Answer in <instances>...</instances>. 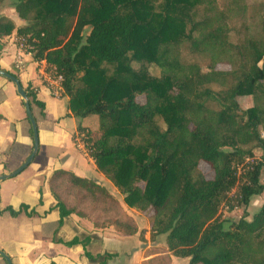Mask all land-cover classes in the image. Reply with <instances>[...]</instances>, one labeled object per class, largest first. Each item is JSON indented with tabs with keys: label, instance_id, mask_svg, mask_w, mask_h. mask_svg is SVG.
<instances>
[{
	"label": "trees",
	"instance_id": "obj_1",
	"mask_svg": "<svg viewBox=\"0 0 264 264\" xmlns=\"http://www.w3.org/2000/svg\"><path fill=\"white\" fill-rule=\"evenodd\" d=\"M10 1L27 25L0 17V55L15 31L28 38L34 58L63 77L72 114L97 119L96 130L80 127L73 140L80 138L126 205L148 215L151 241L165 237V247L153 248L156 257L143 264H171V256L190 264H264V205L228 229L221 213L248 208L264 193V18L261 32L234 42L232 18L245 15L244 0ZM220 64L231 69L217 70ZM25 91L46 118L35 92ZM245 93L255 101L248 110L238 101ZM201 163L213 170L211 180ZM50 188L59 227L91 206L100 212L95 227L138 234L135 220L96 182L56 171ZM28 211L22 205L1 214L36 215Z\"/></svg>",
	"mask_w": 264,
	"mask_h": 264
},
{
	"label": "crops",
	"instance_id": "obj_2",
	"mask_svg": "<svg viewBox=\"0 0 264 264\" xmlns=\"http://www.w3.org/2000/svg\"><path fill=\"white\" fill-rule=\"evenodd\" d=\"M0 17L9 18L18 28L27 25L19 19L10 0L5 2ZM17 37L15 31L2 40L0 67L18 76L25 90L35 92L37 100L45 105L46 118L39 107H32L39 133V153L20 175L0 184L1 211L8 207L19 211L26 205L28 212L34 211L36 215L29 217L22 212L12 217L0 213V250L12 264H143L155 258L151 250L165 247V237L151 241L148 215L129 208L120 191L97 169L80 138L76 143L73 140L78 137L80 127L96 130L97 119L75 117L70 99L65 94L53 95L37 61L17 46ZM19 60L23 63L20 68ZM0 116V176H3L20 168L34 149L33 129L24 101L16 86L3 77H0ZM56 171L73 173L106 188L135 220L138 234L123 236L114 227L97 228L94 218L86 212L73 213L59 227L60 214L50 188ZM142 230L146 231L144 241L140 239ZM75 239L81 243L67 245ZM171 259V264H190L189 259L173 256ZM0 264L7 262L0 257Z\"/></svg>",
	"mask_w": 264,
	"mask_h": 264
},
{
	"label": "rangeland",
	"instance_id": "obj_3",
	"mask_svg": "<svg viewBox=\"0 0 264 264\" xmlns=\"http://www.w3.org/2000/svg\"><path fill=\"white\" fill-rule=\"evenodd\" d=\"M243 7L246 8V13L244 16L239 15L232 18V40L234 42L244 41L248 37L252 36V34H256L261 32V21L264 18V0H244ZM183 58H187L186 49H182ZM185 58V59H186ZM134 68L138 70L141 65L134 63ZM150 75L152 77H159L160 76V69L157 68L155 65L148 66ZM231 68L228 65H218L217 70L220 71H229ZM139 103L144 104L145 98L141 97L138 99ZM240 108L242 110H248L255 105V101L253 96L245 93L238 99ZM160 125L164 128L165 125L160 118H157ZM264 135V130H262ZM262 156V152L260 150L255 151V160H260ZM253 161V159H252ZM201 172L207 177V179L211 180L213 178V170L211 167L205 163H201L199 166ZM261 182L264 184V169L261 175ZM71 205H74V202L71 198ZM264 205V193L262 196L254 197L249 205L248 208H240L236 209L234 212H228L227 208H223L221 213L223 214V218L225 220V228L228 229L232 223H237L241 218H246L247 220H252L253 216L257 214L262 206ZM85 209L89 210V215L91 218L97 219L100 218V212H94L92 207H85ZM127 215L131 216L128 212H125ZM101 220L103 222L104 218L102 217Z\"/></svg>",
	"mask_w": 264,
	"mask_h": 264
},
{
	"label": "water",
	"instance_id": "obj_4",
	"mask_svg": "<svg viewBox=\"0 0 264 264\" xmlns=\"http://www.w3.org/2000/svg\"><path fill=\"white\" fill-rule=\"evenodd\" d=\"M0 77L7 79L8 81H10L11 83H13L16 86L19 96L24 101L27 116L31 122L33 134H34V149H33L32 154L26 160V162L20 168H18L16 171H14L10 174H7V175L0 176V184H1L2 182L6 181V180H9L11 178H14V177L20 175L23 171H25L29 167L33 163L36 155L39 153L40 145H39L38 127H37V123H36L35 118H34L33 113H32L30 99L28 97L27 92L23 88L21 81L19 80V78L13 76L12 74H10L4 70H0ZM0 213H1V205H0ZM0 257H2L7 262V264H12L9 256H7L1 250H0Z\"/></svg>",
	"mask_w": 264,
	"mask_h": 264
},
{
	"label": "built area",
	"instance_id": "obj_5",
	"mask_svg": "<svg viewBox=\"0 0 264 264\" xmlns=\"http://www.w3.org/2000/svg\"><path fill=\"white\" fill-rule=\"evenodd\" d=\"M19 49L34 58L33 50L34 46L31 42H29L28 38L25 37H17L16 41ZM35 59V58H34ZM39 64L41 74L49 84V88L52 91L53 95L56 97H61L64 94V90L62 87L63 77L58 74L56 67L50 65L46 60H36ZM23 65L22 61H17V67L20 68ZM81 142V141H80ZM82 143V142H81Z\"/></svg>",
	"mask_w": 264,
	"mask_h": 264
}]
</instances>
